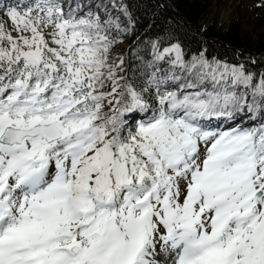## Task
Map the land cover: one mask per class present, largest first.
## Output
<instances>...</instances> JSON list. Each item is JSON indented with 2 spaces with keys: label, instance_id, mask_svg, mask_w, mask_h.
<instances>
[{
  "label": "rangeland",
  "instance_id": "rangeland-1",
  "mask_svg": "<svg viewBox=\"0 0 264 264\" xmlns=\"http://www.w3.org/2000/svg\"><path fill=\"white\" fill-rule=\"evenodd\" d=\"M104 1L109 21L130 30L132 22L121 0ZM234 21L240 23L243 40L257 42L264 35V3L209 0V9L201 19V23L220 32ZM102 40L96 39L93 45L98 47ZM126 48L122 43L95 62V72L109 74L122 61ZM172 64L176 73L182 71V51L176 46L159 57L153 68L156 77ZM213 69L221 74L222 85L234 84L239 75L237 66L225 62L216 61ZM222 88L216 104L226 108L233 93ZM246 90L247 85L240 86V93ZM121 95L120 90L112 89L95 92L91 98L114 105ZM10 98L0 108V133L7 124L28 127L39 120L59 118L65 136L52 144L37 139L26 140L20 147L0 144V264H10V256L21 248L24 254L18 260L10 258L12 264H78L92 258L99 264H120L130 252H135V264L141 257H148L145 253L158 257L161 264H207L201 258H207L208 264H227L228 259L218 256L228 250H233L235 261L264 264V253L256 261L244 241L260 233L264 248V135L259 136L258 129L246 136L239 135L237 129L204 130L198 122L206 116L207 105L198 101L180 118H160L141 127L131 144L116 145L113 152L108 138L115 126H103L101 113L67 115L58 98H42L33 106L17 88ZM132 102L136 105L135 98ZM259 129L264 131L263 127ZM249 143L253 150L247 148ZM49 152L54 157L45 162L41 154ZM31 157L36 161L27 160ZM94 161L99 168H94ZM150 164L157 169L166 165L167 178L138 189L128 186V179L122 184L125 172L135 171L141 177L140 173L146 175L143 167ZM252 178L259 184L251 186ZM99 190L112 195L102 197ZM254 190L262 191L261 198L255 199ZM211 193L224 195L228 204L219 205L220 201L209 198ZM254 203L256 214L251 213ZM211 204L221 210L210 209ZM190 224L196 228L199 242L204 238L201 255L194 238L179 232V228L188 230ZM75 226L82 232L75 231L78 237L71 239L68 233ZM173 232L177 237H167ZM114 244L117 246L112 248ZM230 244L232 249L223 250ZM73 245L78 246V254L71 252ZM176 246L178 256L175 250L168 253L167 249ZM132 258L129 256L128 264Z\"/></svg>",
  "mask_w": 264,
  "mask_h": 264
},
{
  "label": "trees",
  "instance_id": "trees-1",
  "mask_svg": "<svg viewBox=\"0 0 264 264\" xmlns=\"http://www.w3.org/2000/svg\"><path fill=\"white\" fill-rule=\"evenodd\" d=\"M121 2L132 22L130 30L109 21L104 0H0V108L17 87L34 105L42 98H58L63 110L74 117L101 113L103 126L117 125L108 139L113 152L116 145L131 144L141 127L160 118H180L192 101L206 103L208 111L201 123L212 129L237 128L244 136L264 126V35L255 43L243 40L239 21L224 32L204 25L201 19L209 0ZM98 38L103 40L95 47ZM122 43L127 44L122 61L109 74L95 72V62ZM173 46L182 51L183 69L176 73L172 64L156 82L153 68ZM216 61L239 68L234 84L222 85L221 74L213 69ZM243 84L248 87L245 94L240 93ZM222 86L233 93L226 108L216 104ZM114 88L122 94L117 105L90 97ZM128 104L133 110L124 108ZM165 167L150 164L143 169L151 178L156 174L167 178ZM125 173L121 180L128 179L135 189L151 183L143 173V178L135 171ZM260 238L255 233L244 239L256 261L264 253Z\"/></svg>",
  "mask_w": 264,
  "mask_h": 264
},
{
  "label": "water",
  "instance_id": "water-1",
  "mask_svg": "<svg viewBox=\"0 0 264 264\" xmlns=\"http://www.w3.org/2000/svg\"><path fill=\"white\" fill-rule=\"evenodd\" d=\"M64 137L62 121L54 119L51 121H39L31 127L7 125L0 135V143L8 146H20L26 139H39L47 144L59 141ZM256 181H252L254 185ZM260 197L261 191L255 193ZM75 253L78 249L74 248ZM81 264H98L96 260H85Z\"/></svg>",
  "mask_w": 264,
  "mask_h": 264
},
{
  "label": "bare ground",
  "instance_id": "bare-ground-1",
  "mask_svg": "<svg viewBox=\"0 0 264 264\" xmlns=\"http://www.w3.org/2000/svg\"><path fill=\"white\" fill-rule=\"evenodd\" d=\"M25 183H28V181H26ZM22 185V184H21ZM6 217V215H4V216H1V220L2 219H4ZM74 230H73V232L70 234V236L72 237V236H74L75 235V231H79V232H82V230L80 229V227H77V228H73ZM170 236V237H169ZM167 237H169V238H174V237H177L175 234H174V232L173 233H170L169 235H167ZM115 246H117L116 244H114V245H112L111 247L112 248H114ZM176 251V255L178 256L179 255V247L178 246H176V247H171V249L170 250H168L167 249V251H168V253H170L171 251ZM139 251V249L136 251V253ZM148 257H141L140 258V262H139V264H161V261L159 262V260H158V257H152V256H150V254H148V253H145ZM161 254H163L164 256H168V254H166V253H161ZM130 256V259L132 258V263L131 264H133L134 262H135V252H132V254L131 255H129ZM129 256H128V259H126V260H123V262H121V264H128V262H129ZM176 256V257H177ZM155 258H157V259H155ZM130 261V262H131ZM135 264V263H134Z\"/></svg>",
  "mask_w": 264,
  "mask_h": 264
}]
</instances>
